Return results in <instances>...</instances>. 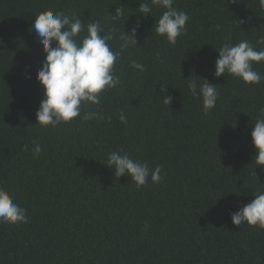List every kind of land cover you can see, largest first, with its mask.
Wrapping results in <instances>:
<instances>
[{
  "label": "trees",
  "instance_id": "16d2710c",
  "mask_svg": "<svg viewBox=\"0 0 264 264\" xmlns=\"http://www.w3.org/2000/svg\"><path fill=\"white\" fill-rule=\"evenodd\" d=\"M141 2L150 0H0V186L28 217L0 224V264H264V229L230 219L264 191L250 139L264 83L214 76L215 49L226 39L264 48L257 45L264 8L259 0H174L189 20L169 45L155 32L164 9L142 16ZM45 9L100 21L114 33V51L119 33L138 26L137 45L114 64L120 84L101 94L104 119L35 125L44 56L32 24ZM132 60L145 71L132 69ZM253 67L264 76V63ZM193 75L217 86L207 115L187 90ZM33 141L42 147L38 158ZM117 150L161 166V182L138 189L115 177L104 163Z\"/></svg>",
  "mask_w": 264,
  "mask_h": 264
},
{
  "label": "clouds",
  "instance_id": "9594fccd",
  "mask_svg": "<svg viewBox=\"0 0 264 264\" xmlns=\"http://www.w3.org/2000/svg\"><path fill=\"white\" fill-rule=\"evenodd\" d=\"M259 3L264 8V0H259ZM153 6L164 9L156 21L155 32L164 37L169 45H175L177 38L185 31L188 14L174 7V0L141 2L137 10L142 16H151ZM119 14L115 11V15L110 16L115 21ZM137 27L131 28L127 35L123 31L119 33L120 49L114 51L109 44L113 31L105 32L98 20L85 24L77 16L47 9L37 14L32 29L44 59L35 75L36 82L43 89V98L35 113V125L56 127L77 117L82 121L104 119L101 115V94L120 84L114 64L124 50L137 45ZM257 45H264V36L258 37ZM215 51L214 76L224 77L227 73L246 85L264 83V76L253 67L254 64L264 63V48L258 49L248 40L232 43L226 39ZM155 58L160 60L159 53ZM131 68L138 72L145 71V65L137 60L131 61ZM193 76L195 78L187 83V90L193 97L201 98L202 110L207 115L216 106L219 95L217 86ZM166 89L165 86L160 91L163 93V103L169 106L172 98L166 95ZM92 105L97 106L96 110L81 114L83 107ZM119 119L126 123L123 113ZM251 125L250 139L255 153L252 159L256 166H264V111ZM33 144L31 152L38 158L42 151L41 144L36 141ZM104 166L112 169L115 177H129L138 189L145 186L149 179L153 184L163 179L161 166L150 167L147 161L133 159L119 150L107 154ZM252 197L250 203L238 206V210L230 214L231 222L236 226L246 224L264 229V191H258ZM26 213L27 209L15 203L13 195L0 186V224L27 223Z\"/></svg>",
  "mask_w": 264,
  "mask_h": 264
}]
</instances>
